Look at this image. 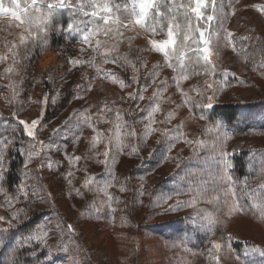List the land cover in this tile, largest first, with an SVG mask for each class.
Segmentation results:
<instances>
[{
    "label": "rangeland",
    "instance_id": "374dc122",
    "mask_svg": "<svg viewBox=\"0 0 264 264\" xmlns=\"http://www.w3.org/2000/svg\"><path fill=\"white\" fill-rule=\"evenodd\" d=\"M5 4L10 6V0H5ZM42 4L36 7L48 13ZM125 4L129 6L127 10ZM125 4H118L119 8L112 5L111 15L119 16L126 23L131 18V10L138 12L139 9L138 0ZM207 4L202 11L205 15L213 14L211 0H207ZM253 5H264V0H216L218 19L210 22L208 28L209 32H219L221 36L219 42L213 36L209 45L213 62L218 69H227L236 75L224 76L217 72L209 76L201 66H192L184 73L189 78L180 80L183 92L195 101L207 103V97L214 94L211 108H196L185 101L174 79L181 70L173 71L162 53L151 49L150 32L140 26L121 27L122 36L100 33L88 44L83 42L84 34L92 30L94 24L103 26L102 17L106 13L93 17L89 10L56 8L53 13L63 11L66 18L65 27L57 34H63L60 42L55 44L56 41L46 37L50 27L46 35L41 33L22 44L20 36L26 26H21L10 15H0V56L6 57L0 60V127L16 129L10 137L15 143L6 157L5 191L0 192V215L6 217L0 222V228H8L12 212L25 209L19 217L21 222L13 221L14 225L0 240V264H13L10 250L17 238L41 225L49 229L47 243L52 246L51 251L42 244L26 246L15 254L14 264H39L47 255L51 257L48 264H217L214 256L220 257V264H264V218L261 215L264 188L258 181L254 182L264 183V67L260 66L264 61V14ZM20 7H27L30 15H36L30 0H21ZM74 22H78L77 26L69 29L68 24ZM227 31L234 34L232 43L224 38ZM45 38L47 44L43 43ZM152 38H166V33ZM97 39L107 43L93 51ZM114 44L115 50L108 51ZM253 46H256L255 51L251 49ZM247 47H251L249 54L243 51ZM44 55H48L49 60L45 66H40L39 60ZM93 57L92 62L101 66L99 73L88 63ZM117 57H127L135 63L139 69L137 83L131 82V67L122 66V60L112 62ZM75 58L84 63L73 65L70 61ZM5 69L11 71L6 73ZM153 69L159 73L156 83L148 75ZM106 70L113 71L131 86L121 88L119 83H113L104 75ZM89 80L90 89L75 87ZM164 80L167 85H160ZM206 81L212 84L211 89H206ZM9 84L13 87L8 88ZM158 86L159 96L150 100ZM144 88L147 91H143V100L128 97L129 92H140ZM57 91L60 95L55 103L69 94L67 105L55 118L44 120L45 109L52 110L55 103L51 98ZM45 95L49 100L41 105L38 101ZM155 102L161 104V111L154 114L152 127L160 131L145 138L148 113ZM105 106L112 111H102ZM229 106L235 107L236 116L232 121L224 113ZM84 109L87 113L79 115ZM14 111L18 112L19 119L40 117L41 125L36 134L44 143L42 148L37 145V150L42 152L45 161L50 156L51 163L42 164L39 156L33 158L28 164L32 171L27 179V195L19 194V199L9 206L3 203L5 193L16 197L17 186L25 180L27 156L18 149H28L33 143L18 119L12 116ZM168 113H172L170 122L161 123ZM97 114L101 117L99 122H96ZM86 116L93 118L94 127L103 134L95 150L91 149V140L96 133L85 122ZM217 122L223 127L210 131ZM116 124L122 125L119 130L122 150L117 149L114 140L109 142L115 135ZM131 129H135V135H126ZM180 133L183 136L174 140ZM199 140L206 143H195ZM132 147L138 149V154H132ZM106 149L111 150L115 162L98 163L97 160L105 157H97L95 153ZM222 151L228 156L222 157ZM15 153L21 159L13 166ZM73 154L82 159L70 165L68 157ZM225 160L231 165L228 174L238 182L235 185L222 179ZM242 167L243 173L250 176L235 178ZM70 170L74 172L72 184L68 183ZM86 178L87 188L84 187ZM109 180L111 186L107 193L111 201L105 192L99 191ZM230 186L235 187L243 211H230L232 197L224 195ZM73 187L81 189L83 195H77ZM193 197L194 206L185 203ZM200 210L215 216L217 224L212 231L201 226L206 221L200 218ZM69 224L74 230L66 227ZM229 234L233 237L231 241ZM61 240L69 248L68 253L56 250ZM213 242L219 243L221 248L215 249ZM33 252L35 255L31 254Z\"/></svg>",
    "mask_w": 264,
    "mask_h": 264
},
{
    "label": "snow or ice",
    "instance_id": "6c2138e0",
    "mask_svg": "<svg viewBox=\"0 0 264 264\" xmlns=\"http://www.w3.org/2000/svg\"><path fill=\"white\" fill-rule=\"evenodd\" d=\"M31 6H33L36 15H30L29 9L27 7L21 8L20 3L21 0H10V6L5 4V0H0V15H10L11 17L15 18L16 21H19V24L21 26H26L24 29V33L20 36V42L23 44L25 40L31 38V37H37L41 33H44L45 35L49 31V28L51 27L50 23V15L51 11L56 8H73L75 7L77 11H83L85 7V3H87L89 6L93 7L95 10L92 11V16L96 17L100 15L101 12L106 13L102 19H103V26L95 25L93 26V29L88 31L84 34L83 42L91 44V38L93 36H96L100 33H103L104 36H112L115 35H123L119 29L121 27L128 28L129 26H140L141 28L147 30L150 32V38H149V45L151 46L152 50H155L156 52L162 53L164 61L166 62L167 66L170 68H173V71H176L177 68L181 70V74L177 77H174L176 80V86L180 94L185 98V101L189 104H192L193 107L196 108H211L212 107V100L214 99V94L212 96L207 97V103H204L203 101H195L194 98L190 97L187 93L183 92V90L180 87V80H187L189 76L187 74H184L188 71V69L192 66H201L203 69V72L209 76L215 75L217 72L222 73L224 76L232 75L235 76V73H230L227 69H218L216 64L213 62L212 59V49L209 47L210 43L212 42V37L215 36L217 42H219L221 36L219 32L213 33L209 32L208 28L210 26V22H213L214 20L218 19V17L215 15L217 12L216 9V0H211V6L213 14L205 15V12L202 11V9L206 8L208 6L207 0H188V5L185 3H178L177 0H138V9L137 12L135 9H132L130 12L131 18L127 20L125 23L120 19L119 16H113L112 13V6L108 2V0H54L53 3H49L47 5L49 11L48 13H42L41 9L39 7H36L38 3H44L45 0H30ZM136 2V0H134ZM194 5V6H191ZM117 8L120 7V5L116 6ZM253 7H256L258 11H260L262 14H264V5H253ZM124 8L127 10L129 6L127 4L124 5ZM164 8L166 11H161L160 9ZM182 9L185 13L184 16V22L180 23L177 19V14L179 10ZM153 10H155L153 12ZM190 16H194L196 21H204V27H201L199 23H193V21L189 18ZM23 17V18H22ZM146 18L148 21H151L150 24L145 23ZM165 22H166V38L162 39H156L152 38L154 37L158 32H163L165 28ZM78 22L69 23L68 28L73 29L77 26ZM222 23V21H221ZM112 26V27H110ZM198 33V38H197ZM233 33L230 31H227L225 33L224 38L227 40L228 43H232ZM241 40H248L250 37H240ZM179 41V42H178ZM43 43L47 44V39L45 38ZM107 41H100L97 39L95 41L96 47L93 48V51H98L99 47L102 46V44H106ZM201 45H203L201 47ZM115 44L113 45L112 49H109L108 51L115 50ZM139 50V49H138ZM233 50L235 51V45H233ZM84 49H81V52H83ZM6 59V57L0 56V60ZM95 58L93 57L91 60L88 61L89 65L94 67L99 73L101 71V66L94 64L92 61ZM119 60L123 61V65L126 69L128 67H131V71L133 72V76L131 77L132 83H137L139 80V69L136 67L135 63H133L131 60H128L127 57H117L116 59H112L113 63H117ZM188 60V63H185V61ZM173 61H175V65L173 64ZM73 65L82 64L84 61L79 60L78 58L71 59L70 61ZM105 63L108 62V59H105ZM261 67H264V61L261 62ZM11 69H5V72H9ZM199 74V73H195ZM104 75L106 77H109L112 79L113 83H119L121 88H124L126 86H131L130 84H126L125 80L121 77H119L116 73H114L111 70H106L104 72ZM149 77L152 79L153 83H156V77L159 75L153 69L151 72H149ZM160 85H167V81H160ZM206 89H211L212 84L205 82ZM8 88H12L13 85L9 84L7 85ZM77 89L80 88H91V82L87 84H77L75 86ZM218 90V89H217ZM143 91H147V88H144L140 92H129L128 97L132 99H144ZM15 95V92L13 93ZM60 93L57 91L56 96L51 98V102L55 103L56 99L59 97ZM201 96H203V93H200ZM159 96V86L158 90L153 93V97H149L150 100H153L154 97ZM5 99H9L8 97H5ZM123 99V98H122ZM49 100L48 96H43V98L38 101L41 105H45ZM11 102V100H9ZM78 111V110H77ZM87 109H84L83 111L79 112V115L84 116L87 113ZM102 111H108L111 112L112 109L105 106V109H102ZM161 111V104L159 102H155L154 106L151 107V110L148 113V124L145 125V138L147 135H150L154 131H160L159 129H155L152 127V124L155 123L154 120V114L156 112ZM12 116L14 118L18 119L19 125H22V130L27 134L28 137H31L33 139V143L29 144L28 149H18V151H24L25 155L27 156V162L25 163V180L22 181L17 186V193L18 195L16 197H8L5 193L6 199L3 203L8 204L11 206L13 200L19 199V194L27 195V179L30 176L31 169L28 168V164H30L34 157H41V163L48 162L51 163V157L49 156L47 158V161L43 159V154L41 151L37 150V145H40L41 148L43 147V141H40L37 137V130L38 126L41 125V119L40 117H37L35 119H19L18 118V112H13ZM172 113H168L166 116L165 121H161V123L170 122ZM0 117H2V113H0ZM201 119H204L205 117L201 116ZM71 119V118H70ZM91 116H86V123H88V127L92 128L93 131L96 133L92 137L91 140V149L95 150L97 143L100 142L102 133L97 130L94 127V124L92 121ZM101 117L99 114H97L96 122H99ZM121 119L119 111H117L116 114V120L119 121ZM67 123V121H66ZM122 127L121 124L115 125V135L114 137L110 138V143L112 140L115 141V145L118 150H122L123 147V141L121 140V134H120V128ZM223 127V124L220 122H217L214 125L212 130H219ZM15 128H8V127H0V192H4L3 188V174L5 171V167L7 164V154L14 145L15 140L11 139L10 137L15 133ZM55 131V130H54ZM8 132L9 135L6 136L4 133ZM126 135L134 136L135 135V129H131ZM183 136V133H180L179 136L174 137V140H179ZM228 134L224 133V139L227 140ZM79 137L75 138L76 141H78ZM186 143L192 144L193 141L191 140H185ZM195 143L198 144H205L206 142L203 140L195 141ZM174 147V145H172ZM171 149H169L170 151ZM132 154H138V149L136 147H132ZM66 156L68 155L65 153ZM95 155L99 157L100 155H103L105 157L104 160H97L98 163L102 164H108L109 160H112L115 162V156L111 153L110 149H106L103 153L96 152ZM222 157H227L228 153L226 151H222L221 153ZM70 165H73L77 162H79L82 157L71 155L68 157ZM224 164V171L222 179H225L228 181L229 185H235L238 182L233 181L232 177L228 174V169L231 167L230 163H228L227 160L223 162ZM262 165H264V162H262ZM68 177L70 179L68 180L69 184H72L71 177L74 176L73 171H69L67 173ZM115 178L114 175L112 177ZM143 179V177H141ZM247 179V178H246ZM111 186V180L105 181L103 188H100L99 191L105 192V195L107 196L108 200L111 201L112 197L107 193V188ZM246 186V185H245ZM84 187H88V181L86 178ZM262 188H264V185H261ZM121 191L124 190L123 187L120 189ZM73 191L77 195H83L81 189L73 187ZM71 194V193H69ZM142 194V193H141ZM248 194V193H245ZM225 196H231L232 197V207L230 211L238 210L243 211V206L239 204V197L237 194V191L235 187H228L227 192L224 193ZM171 199V197H169ZM227 202V201H225ZM185 203H188L189 206H194L196 203L195 197H193L192 200L186 201ZM216 203H220V198L217 197ZM109 203V207H110ZM114 212L115 209H112ZM25 212V209H16V211L12 212V219L8 220V228L14 225L13 221L21 222L19 220V217ZM262 218H264V213L261 214ZM200 218L203 221H206V224H202V227H206L208 231H212V229L216 226L217 220L213 214H204L203 210H200ZM6 220L5 216L0 215V222H3ZM66 227L70 230H74L72 225H66ZM8 228H0V240L4 238L3 234L7 232ZM50 232L49 229L46 226H38L36 229L32 230L30 233L23 235L15 241V244L13 248L10 250V255L13 257V264L15 261V254L18 253V251L26 246H32L33 244H42L45 248H47L49 251H51L52 246H50L47 241L49 238ZM233 237L231 234L228 235V240L231 241ZM38 242V243H37ZM213 246L215 249H220L221 245L219 243L213 242ZM63 250V252L68 253L69 248L63 245V242L58 243L56 246V250ZM32 255H35V252L31 253ZM217 264H220V257L214 256L213 257ZM51 260V257L49 255L45 256L43 261H40L39 264H48V262Z\"/></svg>",
    "mask_w": 264,
    "mask_h": 264
},
{
    "label": "trees",
    "instance_id": "16d2710c",
    "mask_svg": "<svg viewBox=\"0 0 264 264\" xmlns=\"http://www.w3.org/2000/svg\"><path fill=\"white\" fill-rule=\"evenodd\" d=\"M53 0H45V2L42 4L43 7L45 8V10L49 11L47 5L49 3H52ZM129 0H108V2L110 3V5H118L120 3L125 4L127 3ZM102 2V0H101ZM178 3H185L186 5H188V0H177ZM208 2H210V0H208ZM194 6V5H191ZM74 11H77V9L72 8ZM84 10H89V11H93V7L89 6L88 4H85ZM161 11H166V9L161 8ZM155 10H153L154 12ZM56 14L53 13V11H51V19H50V23H51V31L49 33V35H47L46 37L51 40V41H56L55 44H57L58 42H60L59 40L62 39L63 34L57 35L59 29H63L66 25V18L63 17V11H57L55 12ZM112 14V13H111ZM184 16L185 13L183 12L182 9L179 10L178 14H177V19L180 23L184 22ZM122 17V16H121ZM193 23H199L201 26V21H196L194 16H190L189 17ZM147 24H150L151 21L146 20ZM166 33V22H165V28L163 32H158L157 34H165ZM197 38H198V33H197ZM179 42V41H178ZM53 47V46H52ZM51 47V49H52ZM251 47H247V49H244L243 51L247 54H249V50ZM252 51H255L256 46H253ZM37 58V56L35 57V59ZM175 62V61H173ZM68 98H69V94H66L64 96H62L60 98L59 101H57V103H55L52 106V110L49 111L48 109H45L44 112V120H51L53 118H55L56 116H58V114L65 108V106L67 105L68 102ZM225 115L227 116V118L229 119V121H232V119L234 118V116H236V112H235V107L233 108V106H229L225 108ZM244 155V154H243ZM241 157H238V159H240ZM20 156L18 153H15L14 155V160H13V166L16 165L19 160H20ZM244 169L243 167L241 168V170L239 171V174L235 176V178H242V176L245 177H249L250 175L244 174ZM259 182L261 185H264V183H262L259 180H255L254 182ZM260 192V191H259Z\"/></svg>",
    "mask_w": 264,
    "mask_h": 264
},
{
    "label": "bare ground",
    "instance_id": "6f19581e",
    "mask_svg": "<svg viewBox=\"0 0 264 264\" xmlns=\"http://www.w3.org/2000/svg\"><path fill=\"white\" fill-rule=\"evenodd\" d=\"M48 60H49L48 55H46V56H45V55L42 56V58L39 60V64H40V66H45V65L47 64Z\"/></svg>",
    "mask_w": 264,
    "mask_h": 264
}]
</instances>
